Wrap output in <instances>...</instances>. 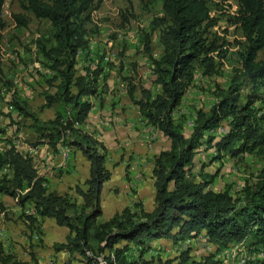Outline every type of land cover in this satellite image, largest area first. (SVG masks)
Returning <instances> with one entry per match:
<instances>
[{
    "label": "trees",
    "instance_id": "1",
    "mask_svg": "<svg viewBox=\"0 0 264 264\" xmlns=\"http://www.w3.org/2000/svg\"><path fill=\"white\" fill-rule=\"evenodd\" d=\"M160 1L164 16L153 21L154 28H161L164 49L159 58L153 55L152 36L144 33V49L159 88L154 91L142 86L140 98L135 96L137 88L132 83L128 91L148 124L171 142L154 159L155 210L148 212L137 202L110 220L98 222L103 215L102 192L111 173L106 168V147L84 126L94 109L93 99L100 90L108 91L109 77L100 82L102 58L96 61V68L92 63L81 74L76 67L80 52L89 48L87 27L104 0H20L22 10L49 21L52 27L49 40H39L38 46L44 67L54 74L46 79L41 112L55 108L56 116L44 121L30 109L28 100L18 97L12 107L18 116L32 120L30 127L38 139L34 146L48 144L57 151L62 143L80 150L91 163L86 189H78L82 202L51 192L34 158L19 151L14 141L0 149V194L17 199L22 206H33V212H24L22 219L28 231L36 233V244H43V221L53 219L59 227L70 230V236L56 244L55 250L77 252L88 264H96L95 258L105 253L112 254L106 259L108 264H219L215 253L204 255L200 263L194 261V246L184 243L198 238H205L218 252L241 244L257 256L245 264H264V109L255 107L261 100L259 88L264 86V60L259 59L264 51V0H237L238 10L228 21L243 36L241 67L234 70L227 89H217L218 100L211 109L194 115L191 131H187L188 117L176 118L175 112L194 84V68L199 64L203 75L213 78L232 45L213 31L218 19L212 15V0ZM5 4L6 0H0V40L6 29ZM13 18L18 27H28L29 20L23 14ZM248 81L257 94L242 105V91ZM222 127H226L224 136L216 137ZM211 148L217 159L256 154L263 162L256 182L246 181L237 189L228 184L217 191L213 185L218 174L189 179L196 156ZM32 238L30 235L35 248ZM161 240L183 243V249L170 259L164 257L169 256L166 254L158 256L151 252L152 243ZM32 260L37 264L34 251ZM0 264L25 263L8 252L0 240Z\"/></svg>",
    "mask_w": 264,
    "mask_h": 264
},
{
    "label": "rangeland",
    "instance_id": "2",
    "mask_svg": "<svg viewBox=\"0 0 264 264\" xmlns=\"http://www.w3.org/2000/svg\"><path fill=\"white\" fill-rule=\"evenodd\" d=\"M238 7L237 0H212L211 2L212 15L218 19V24L213 31L219 37H226L232 47L220 72L213 78L204 76L199 64H196L194 68L196 69L194 84L188 89L182 105L175 112L176 118H181L185 115L188 117L187 131L192 128L190 123L196 119L194 115L199 110L209 111L211 109L213 104L218 100L216 96L217 89H227L234 70L241 67L239 53L242 50V43L244 42L243 36L228 21L229 16L233 12H236ZM228 12L230 13L228 14ZM15 14L26 16L29 20L28 27H18L13 18ZM163 16V2L160 0H104L101 7L93 13V21L87 27L89 48L86 53L80 52L79 54L76 67L77 74H81L84 68L90 66L92 63H95L94 67L96 68V61L102 58L100 62L103 66L101 83H103V77L108 75V82L111 81L113 83L114 79L118 80L120 83L119 90L123 89L122 91L126 92L130 90L129 83H132L137 88L135 92L137 98L141 97L142 86L157 91L159 87L155 85L156 77L153 73V67L144 49V33H149L152 36L153 55L159 58L164 49L161 41V28H154L153 21ZM3 17L6 29L1 33L2 38L0 40L1 150L9 147L12 141L16 142L20 147L24 144L34 146L38 142L35 133L30 127L32 120L18 116V113L12 107L15 97L28 100L30 109L38 113L39 117L44 121L53 119L56 116L55 108L41 112L45 103L42 95L47 88L46 79L52 77L54 74L49 72L43 65L38 41L42 39L49 40L52 33L51 24L49 21L39 20L32 13L22 10L20 0H6ZM259 59L264 60V51L260 53ZM259 91L260 93L257 94L253 84L248 81L242 91V105L246 103L250 95L257 94L260 95L261 100L255 104V107L263 110L264 86L260 87ZM94 99H97V97ZM18 129L21 131L20 133H18ZM156 140L157 138L153 140V143ZM64 149H62V154L65 157ZM214 151V148L203 150L196 156L194 167L188 177L189 179L192 177L201 179L206 174H218L216 184L213 186L217 191L223 190L228 184L235 185L237 189L244 185L246 181H250L251 183L256 182L257 176L263 167V162L256 154H245L238 158H230L226 155L222 159H217ZM158 155L159 153L154 154L153 160L151 158L150 161H154ZM124 156H130L125 149L121 153V157ZM19 205L16 203L15 207ZM10 214L14 215L12 212H9ZM23 217H25L24 214L20 215L18 219L23 220ZM98 222L100 223L102 220H98ZM2 230L7 231L6 228ZM25 233L28 236L29 232L26 231ZM6 240L7 242L14 241H11L8 236ZM198 240V242L193 243V257L195 262L200 263L204 255L208 256L213 253L211 251L214 250V246L210 248L205 238H198ZM37 241L34 243L36 244ZM161 241L165 242L163 245L172 243L170 240ZM161 241H154L152 246H161ZM188 241L185 244H188ZM30 243L32 244L31 241ZM183 245V243L178 245L172 243L164 251L168 252L169 256L161 255L165 258L176 257L182 251ZM94 247L97 249V245ZM28 249L29 253L31 249L34 250L31 245ZM20 255L24 259V250ZM111 255V253L104 254L106 259ZM262 255L264 254L262 253L261 257ZM31 256L32 254H29L30 262L26 264H33ZM216 259L222 261L219 264L224 262L225 264H234L233 261L229 262L226 258L217 257Z\"/></svg>",
    "mask_w": 264,
    "mask_h": 264
},
{
    "label": "crops",
    "instance_id": "3",
    "mask_svg": "<svg viewBox=\"0 0 264 264\" xmlns=\"http://www.w3.org/2000/svg\"><path fill=\"white\" fill-rule=\"evenodd\" d=\"M119 84L118 80L114 79L113 83L108 82L107 92L101 93L100 90L97 99H93L95 106L84 126L85 131L103 143L107 151L106 168L111 173V177L102 192L103 215L99 218L102 222L110 220L137 202L141 203L148 212L155 210L156 190L152 175L155 160L150 161V159L153 160L154 154L167 150L171 144L148 124L141 115L139 107L132 103L128 92L119 90ZM25 94L27 95L26 91ZM215 134L219 135L220 130ZM35 136L37 138V134ZM156 138V142L153 143ZM14 143L18 146L16 142ZM63 147L65 148L60 143L55 151L48 144L38 146L24 144L22 147L18 146V149L34 158L36 168L39 174L47 179L51 192L69 195L81 203L78 189H86L85 183L90 178L91 163L77 149H72L70 158L65 159L62 154ZM123 149L128 152L129 157H121ZM16 203H18L17 199L0 194V228L7 229V231L0 229V240L3 241L8 252L25 264L30 262L29 254L33 251L38 260L37 264H88L77 252L55 250L56 244L64 243L70 236V230L59 227L53 219L43 221V244H36L34 250L31 249L29 253L28 247L31 245L29 237L31 235L36 242L37 235L31 234L25 222L18 218L24 212L27 214L33 212V206L27 204L15 207ZM9 212L14 215H9ZM26 231L29 232L28 236ZM7 236L14 241L7 242ZM164 243L161 241V246L153 248H158V251L163 249L164 252L172 244L163 245ZM23 250L24 259L20 255ZM31 261L36 264L32 256Z\"/></svg>",
    "mask_w": 264,
    "mask_h": 264
},
{
    "label": "built area",
    "instance_id": "4",
    "mask_svg": "<svg viewBox=\"0 0 264 264\" xmlns=\"http://www.w3.org/2000/svg\"><path fill=\"white\" fill-rule=\"evenodd\" d=\"M225 129H226V127H222V129L220 131V134L219 135H216V137H222V136H224ZM71 153H72V148H70V147H68V146L65 145V149H64L65 159L70 158ZM209 245H210V248L213 247L212 244H209ZM151 252H157V254H159V255H161V254H168V252H163V249L161 251H154L153 248H152L151 249ZM232 254H239V259H240V257H241V244L231 245L227 249H223V251L221 252L219 258H224V259L226 258V259L229 260V257H232ZM97 257H99V259H102V254L99 255V256H97ZM255 258H256V254L253 255L252 260H254ZM218 261L219 262H222L221 260H218ZM236 263L239 264V261H236ZM222 264H225V262L222 263Z\"/></svg>",
    "mask_w": 264,
    "mask_h": 264
},
{
    "label": "bare ground",
    "instance_id": "5",
    "mask_svg": "<svg viewBox=\"0 0 264 264\" xmlns=\"http://www.w3.org/2000/svg\"><path fill=\"white\" fill-rule=\"evenodd\" d=\"M191 124V127L194 125V121L193 122H191L190 123ZM152 143V142H151ZM191 240H192V243H191ZM198 240L197 239H190V241H188L189 242V244L191 243L192 245H194L193 243L194 242H197ZM209 244V243H208ZM215 250V251H214ZM214 250L213 251H211V252H213V253H216V257H215V259L214 260H216V261H218V259H216L217 257L219 258L220 257V254H221V252L223 251V250H219V252L218 251H216L217 249L215 248V246H214ZM243 250V251H242ZM88 255H90V256H92L91 255V253H89L88 252ZM128 256H132V254L131 253H129L128 254ZM252 257H253V254L252 253H250L249 251H244V249H242L241 248V257H240V259H239V254H232V257H229V262L231 261H233L234 262V264H237L236 263V261H239V264H245L248 260H251L252 259ZM95 261H96V264H108V262H107V260H106V258H105V256L104 255H102V259H99V257H96L95 258ZM92 263V262H91ZM230 264V263H229ZM233 264V263H232Z\"/></svg>",
    "mask_w": 264,
    "mask_h": 264
}]
</instances>
